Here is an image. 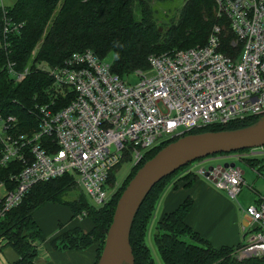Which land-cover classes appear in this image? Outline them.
<instances>
[{"label": "built area", "instance_id": "1", "mask_svg": "<svg viewBox=\"0 0 264 264\" xmlns=\"http://www.w3.org/2000/svg\"><path fill=\"white\" fill-rule=\"evenodd\" d=\"M212 2L216 15L227 20L235 58L219 50L214 26L203 45L149 55L148 68L135 71V81L112 72L108 59L89 50L41 67L60 103L35 106L29 133L10 134L15 118L0 117V167L18 165L8 176L10 186L0 183V217L32 185L63 175L90 205L101 206L116 189L108 175L124 157L136 165L148 150L192 130L264 116V0ZM9 30L6 22L2 34ZM11 66L6 64L7 72L20 81L26 69L14 72ZM205 170L199 166L196 173L204 176ZM204 177L232 197L243 184L231 167ZM244 213L242 249L233 256L264 264V195Z\"/></svg>", "mask_w": 264, "mask_h": 264}, {"label": "trees", "instance_id": "2", "mask_svg": "<svg viewBox=\"0 0 264 264\" xmlns=\"http://www.w3.org/2000/svg\"><path fill=\"white\" fill-rule=\"evenodd\" d=\"M221 18L225 19L216 15L212 0H13L5 7L0 5V116L16 119L17 134L29 133L36 125L35 106L50 99L56 105L60 103L50 96L51 79L41 67L61 65L73 52L89 50L99 59L110 58L112 72L120 77H134L135 71L148 68L149 55L203 45L212 27L218 26L219 50L232 56V35ZM6 22L10 30L3 35ZM7 63H12L14 72L26 69L20 81H13L7 72ZM254 121L252 118L234 120L188 133L235 129ZM175 139L148 150L109 199L98 207L86 203L81 195L72 201L61 199L73 185L67 175L32 185L20 202L0 217V248L12 249L19 258L16 264H32L34 242L40 239L32 214L47 202L61 203L73 215L84 212L83 217L90 220L92 227L85 233L78 228L71 229L63 235L64 242L59 246L84 250L98 241L93 263L96 264L121 190L144 161ZM121 162L110 171L107 183L114 182V172ZM17 169L16 163L0 167V182L10 186L8 176ZM177 170L148 190L132 217L127 241L133 264H153L144 242L145 234L156 203ZM189 205V200H184L163 215L154 227L153 242L162 264H228L237 245L214 249L187 228L183 218ZM185 234H190L196 243L185 242ZM246 262L258 264L252 259Z\"/></svg>", "mask_w": 264, "mask_h": 264}, {"label": "crops", "instance_id": "3", "mask_svg": "<svg viewBox=\"0 0 264 264\" xmlns=\"http://www.w3.org/2000/svg\"><path fill=\"white\" fill-rule=\"evenodd\" d=\"M260 150L264 153V149ZM254 153H258V151L253 149L250 150V153L221 154L209 159L235 158L236 161L253 170L256 177L260 176L264 180V162L252 158ZM233 160L225 163H233L235 167L240 169ZM204 161L207 159L190 163L166 184L156 203L151 219L157 223L163 215L173 211L184 200L188 199L189 209L183 218L185 226L207 241L214 249L233 247L240 244L243 238L241 228L245 227L247 223L244 208H237L231 200L240 190L232 197L225 191V193H221L223 190L216 189L213 186V178L198 175L196 169L202 166L200 163ZM240 170L242 171V178L243 170ZM242 181L244 184L243 179ZM263 182L259 179L252 181L253 185L249 187L253 192L252 200L246 206L255 203L260 196L264 195ZM32 220L40 234L39 241L34 242L35 255L32 258V264L94 263L96 244H92L84 250H73L61 248L56 241V237L64 230L78 228L84 233L89 231L92 224L88 218L79 217L78 214L73 215L67 205L47 202L33 212ZM6 249L10 248H0V264H8L7 259L2 254Z\"/></svg>", "mask_w": 264, "mask_h": 264}, {"label": "water", "instance_id": "4", "mask_svg": "<svg viewBox=\"0 0 264 264\" xmlns=\"http://www.w3.org/2000/svg\"><path fill=\"white\" fill-rule=\"evenodd\" d=\"M264 147V116L235 129L188 133L167 143L144 161L121 190L106 229L103 245L96 264H133L127 237L132 217L148 190L162 177L192 162L209 159L218 154L235 153ZM233 163L207 166L208 172H221ZM240 174L242 171L238 169ZM217 175V174H216ZM8 264L18 255L12 249L2 252ZM123 255L120 259L119 257Z\"/></svg>", "mask_w": 264, "mask_h": 264}, {"label": "rangeland", "instance_id": "5", "mask_svg": "<svg viewBox=\"0 0 264 264\" xmlns=\"http://www.w3.org/2000/svg\"><path fill=\"white\" fill-rule=\"evenodd\" d=\"M13 0H1V4L0 5H3V7L9 5ZM221 23L222 24H225L227 25V20L226 19H222L221 18ZM36 49V47L34 48ZM176 49H172L170 51H165V52H171V51H174ZM35 51V50H34ZM164 52V51H162ZM238 53V48L235 47L233 49V56L232 58H235V56L237 55ZM108 60L110 61V58H108ZM49 66V65H48ZM131 79L133 81L136 80V77H131ZM52 90V89H51ZM60 91H63V88L60 90ZM52 97H55L57 99V101H59V96L57 94H54L53 91H52ZM1 117V116H0ZM16 121V119H15ZM35 128V127H34ZM33 128V129H34ZM16 130V127L12 129L11 133L10 134H13V133H16L15 132ZM32 130V129H31ZM183 136V135H182ZM261 149H264L261 148ZM258 151V153H254L251 157L256 159L257 161L258 160H261L264 162V153L261 152L260 148L259 149H256ZM242 152H245V153H250V150H245V151H239L238 153H242ZM237 153V152H235ZM234 159L233 161L240 167V169L243 170V174H242V179L244 180V184H242L240 186V192L235 196L234 199H231L234 203V205L239 208V209H243L245 208V206L251 202L252 200V194L253 192L250 190V186L253 185L252 181L254 180H261L264 181L262 179V177L260 176H255L253 170H250V168H248L247 165H244L243 163L241 162H238L236 161L235 158H224V157H220V158H212V159H207V161H204V162H201L200 165L204 166V167H207V166H216V165H219V164H223L229 160H232ZM193 163V162H192ZM134 166V165H131V163H127V158H123V161L119 164V166L116 168L115 170V180H114V184H115V187L118 188L119 185L121 184V182H123V179L127 176L128 172L131 170V167ZM255 167V166H254ZM182 170H184V168H181V169H178L174 175H177V173L179 172H182ZM173 175V176H174ZM2 184H4L3 182H0ZM264 184V182H263ZM71 188L68 189L66 192H64L61 196V199L62 200H69V201H72L74 199H76V197L78 195H81V197L84 199V201L86 202L87 200L84 198L83 194L80 192V190L75 187V185L73 184L72 186H70ZM29 189V188H28ZM219 191V190H217ZM224 191H221V193H223ZM225 193V192H224ZM24 195V194H23ZM87 203V202H86ZM84 216V215H83ZM81 216V217H83ZM155 223L156 221L155 220H150V223L148 224V227H147V232L145 234V245L147 246L148 248V252H149V255L153 261V264H162L160 258H159V255L157 253V250H156V247H155V244L153 242V232H154V227H155ZM71 230H64L62 231L57 237H56V241L58 244L64 242V239H63V235L70 232ZM243 239V238H242ZM242 239H241V242H242ZM55 240V239H54ZM183 240L187 243H190V244H195L196 242L194 241L193 238H191L190 234H185ZM240 242V244L237 245V247L235 248V252H238L242 249V243ZM97 245H99V242L96 241L95 242ZM101 248V247H100ZM97 252V250H96ZM238 254V253H237ZM237 254H235L233 256V259L230 260V262L228 264H248L246 261H249V259H244V258H238L237 257ZM233 255V254H232ZM123 260L121 261L120 264H123Z\"/></svg>", "mask_w": 264, "mask_h": 264}, {"label": "bare ground", "instance_id": "6", "mask_svg": "<svg viewBox=\"0 0 264 264\" xmlns=\"http://www.w3.org/2000/svg\"><path fill=\"white\" fill-rule=\"evenodd\" d=\"M123 257V255H120V257H119V260H118V263H119V261H120V259Z\"/></svg>", "mask_w": 264, "mask_h": 264}]
</instances>
